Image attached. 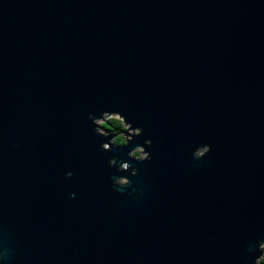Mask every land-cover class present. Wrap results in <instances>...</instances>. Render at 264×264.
Listing matches in <instances>:
<instances>
[{"label": "water", "instance_id": "water-1", "mask_svg": "<svg viewBox=\"0 0 264 264\" xmlns=\"http://www.w3.org/2000/svg\"><path fill=\"white\" fill-rule=\"evenodd\" d=\"M102 111L143 134L101 151L88 117ZM144 140L155 170L127 158ZM205 144L210 157L185 155ZM0 223L36 242L10 240L12 264H249L264 0H0Z\"/></svg>", "mask_w": 264, "mask_h": 264}, {"label": "clouds", "instance_id": "clouds-1", "mask_svg": "<svg viewBox=\"0 0 264 264\" xmlns=\"http://www.w3.org/2000/svg\"><path fill=\"white\" fill-rule=\"evenodd\" d=\"M91 125L93 126V133L96 137L107 140V142L101 143L99 148L105 153H110L113 148L123 149L126 148L133 139L143 134L141 127H133L126 117L118 111H102L98 116L89 115L88 117ZM152 146L151 140H144L143 145L135 146L131 151L127 153L128 160L135 161L137 163H144L149 168L155 170L157 165L152 163L151 154L146 151V148ZM158 146V145H157ZM185 155L190 157L192 161H199L203 158L211 156L210 145L193 146L185 149ZM118 157H113L107 160L108 168L116 167ZM138 169L133 167L128 162H122L117 168V172L128 173V177L135 178L138 175ZM73 173L68 171L62 178V183L68 182L72 179ZM125 176H112V185L119 191H123L130 188L132 180ZM74 195V194H73ZM129 199H135L137 197V191L133 188L131 192L127 193ZM0 233L3 234V239L0 240V264H12L14 256L11 247L9 246L10 240H19L21 243L28 247L35 245L34 240H28L21 236L11 224L0 223ZM206 243L211 244L209 239ZM248 255L251 257L249 264H264V242H260L256 247H248Z\"/></svg>", "mask_w": 264, "mask_h": 264}]
</instances>
